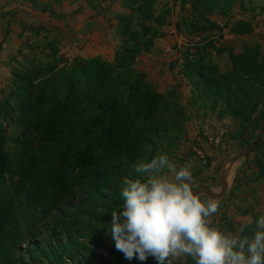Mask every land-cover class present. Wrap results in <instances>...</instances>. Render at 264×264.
<instances>
[{
    "label": "trees",
    "instance_id": "16d2710c",
    "mask_svg": "<svg viewBox=\"0 0 264 264\" xmlns=\"http://www.w3.org/2000/svg\"><path fill=\"white\" fill-rule=\"evenodd\" d=\"M211 1H203L204 13H227V7L218 4L225 0L208 6ZM131 3L130 13L117 18L122 43L113 63L99 56L68 61L60 55L57 41L48 40L41 48L48 51L43 61L22 67L0 98V264L21 240L24 215L31 219L64 203L69 211H79L90 201L102 208L101 216L96 209L90 215L96 224L90 225L92 231L111 219L109 212L122 203L118 182L129 167L139 159H151L158 145L169 148L180 138L183 107L134 69L137 57L162 36L155 27L163 19L153 16L149 3ZM135 17L137 26L132 25ZM208 25L198 22L193 31L213 48L210 36L219 26L210 21ZM236 26L238 35L251 32L249 24ZM228 57L230 69L220 72L205 55L186 56L180 73L193 91L201 89L195 101L222 102L226 114L246 122L264 96V51L247 47L234 54L228 49ZM8 128L17 131L12 154L5 150ZM78 190L83 199L72 205L70 199ZM65 213L60 210L52 229L62 225ZM80 249L88 250L84 244ZM108 257L120 264L112 239ZM91 258L82 264H91ZM109 258L99 264H111Z\"/></svg>",
    "mask_w": 264,
    "mask_h": 264
},
{
    "label": "rangeland",
    "instance_id": "374dc122",
    "mask_svg": "<svg viewBox=\"0 0 264 264\" xmlns=\"http://www.w3.org/2000/svg\"><path fill=\"white\" fill-rule=\"evenodd\" d=\"M203 1L138 0V4L149 3L153 16L161 17L163 24L155 27L162 36L154 39L152 47L137 57L134 69L143 72L158 92L167 96L171 93L170 100L175 98L183 107L180 138L169 148L158 145L154 156L164 153L177 167H190L196 192L202 198L219 201L218 211L209 218V223L233 231L238 221L264 214V96L245 122L226 114L222 102L205 99L201 105L195 101L201 89L193 91L180 72L186 56L205 55L218 65L220 72H227L230 69L228 49L237 53L247 47H259L263 52L264 0L218 1L220 6L227 7L225 15L219 9L204 13ZM215 3L213 0L208 6ZM192 5L197 6V10H192ZM131 8V0H0V98L12 87L14 74L20 73L22 67L42 62L48 51L41 48L48 40H56L58 45L59 36L68 35L65 28L69 26L78 33H90L107 17L110 27L115 24V34L105 33L110 38L105 41L103 38L104 48L100 52L104 56L99 57L113 63L122 43L117 18L129 14ZM82 10L92 11L91 16L94 14L101 21L91 29L88 25L80 27L82 22L76 23L75 19L68 24ZM208 21L219 26L210 36L214 40L213 48L208 46L207 39L198 40L193 31L196 23L208 27ZM137 22L135 17L132 25L137 26ZM238 22L249 24L251 32L238 35ZM101 32L100 29L98 33ZM199 42L200 45L195 44ZM218 51L222 52L218 54ZM60 55L68 61L75 58L61 51ZM15 135L17 131L8 128L5 150L10 154L15 151L12 140ZM135 163L118 182L120 190L126 178L135 176L134 173L129 175ZM82 193L78 190L70 203L78 204L83 199ZM62 209L66 210L62 225L52 229ZM70 209L64 203L54 211L31 219L24 215L20 224L21 240L10 251L9 258L3 256L5 264H82L88 256L92 257L91 264H99L109 258L111 237L103 227L110 219L101 221L93 231L90 227L95 224L90 218L93 210L102 215L99 202L89 201L79 211ZM83 244L88 250L80 249ZM120 258V264H157L151 256L145 261L128 260L120 252ZM110 262L116 264L113 259ZM177 264H194V261L185 258Z\"/></svg>",
    "mask_w": 264,
    "mask_h": 264
},
{
    "label": "clouds",
    "instance_id": "9594fccd",
    "mask_svg": "<svg viewBox=\"0 0 264 264\" xmlns=\"http://www.w3.org/2000/svg\"><path fill=\"white\" fill-rule=\"evenodd\" d=\"M123 181L122 203L104 228L128 260L177 264H264V214L237 222L235 230L209 223L219 201L202 198L188 166L161 153L132 166Z\"/></svg>",
    "mask_w": 264,
    "mask_h": 264
},
{
    "label": "crops",
    "instance_id": "0c3cea01",
    "mask_svg": "<svg viewBox=\"0 0 264 264\" xmlns=\"http://www.w3.org/2000/svg\"><path fill=\"white\" fill-rule=\"evenodd\" d=\"M91 12L92 11L90 10H84V11L82 10L81 13L79 12L77 13L75 17H72L70 21H68V24L69 23L72 24V21L75 19L76 23L82 22V24H80V27L82 26L87 27L86 25H88V28L91 29L92 26L94 27L96 23H99L98 22L99 20L101 21V18L100 19L95 18L94 14H92L91 16L90 14ZM93 13L95 12L93 11ZM108 22L109 21L106 17L103 23H99V26H100L99 28L95 26L97 30H91L90 33L87 32L85 34H81L82 32L78 33L76 28L75 30H72L71 26H69V28L66 27L65 31L69 32L68 35L66 36L61 35L59 36L60 38H58L59 40L58 46H59L60 51L62 53L64 52L67 53V55L70 57L78 56L82 58H89V57H95V56H102L103 53L100 52V49L104 48V42L102 40L103 38H104V41L106 38L107 39L110 38V37H107L105 33L108 31V33L110 32V33L115 34V24L114 25L112 24V26L110 27ZM110 23H113V21ZM100 29L102 31L101 32L102 34L98 33ZM75 41L77 42L75 43ZM240 52L242 51H238L237 53L233 52V53L238 54ZM152 53H153V50H152Z\"/></svg>",
    "mask_w": 264,
    "mask_h": 264
},
{
    "label": "built area",
    "instance_id": "2783aa9c",
    "mask_svg": "<svg viewBox=\"0 0 264 264\" xmlns=\"http://www.w3.org/2000/svg\"><path fill=\"white\" fill-rule=\"evenodd\" d=\"M197 38H198V40L201 38L202 39V37L201 36H197Z\"/></svg>",
    "mask_w": 264,
    "mask_h": 264
}]
</instances>
